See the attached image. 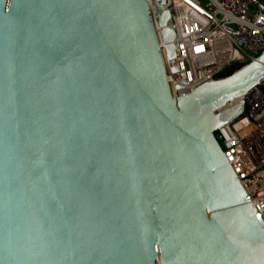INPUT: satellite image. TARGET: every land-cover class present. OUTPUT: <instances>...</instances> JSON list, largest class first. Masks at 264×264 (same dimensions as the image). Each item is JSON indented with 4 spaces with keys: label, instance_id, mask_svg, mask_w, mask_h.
I'll return each mask as SVG.
<instances>
[{
    "label": "water",
    "instance_id": "obj_1",
    "mask_svg": "<svg viewBox=\"0 0 264 264\" xmlns=\"http://www.w3.org/2000/svg\"><path fill=\"white\" fill-rule=\"evenodd\" d=\"M154 1L156 19L149 0H0V264H264L217 136L264 51L175 99Z\"/></svg>",
    "mask_w": 264,
    "mask_h": 264
},
{
    "label": "built area",
    "instance_id": "obj_2",
    "mask_svg": "<svg viewBox=\"0 0 264 264\" xmlns=\"http://www.w3.org/2000/svg\"><path fill=\"white\" fill-rule=\"evenodd\" d=\"M149 2L156 19L155 1ZM167 8L178 36L177 58H168L158 24L157 30L175 99L192 95L229 67L247 64L264 51V0H167ZM243 100L250 110L217 136L264 219V81Z\"/></svg>",
    "mask_w": 264,
    "mask_h": 264
},
{
    "label": "trees",
    "instance_id": "obj_3",
    "mask_svg": "<svg viewBox=\"0 0 264 264\" xmlns=\"http://www.w3.org/2000/svg\"><path fill=\"white\" fill-rule=\"evenodd\" d=\"M244 65L246 64H237L232 67H229L219 78L228 77L232 75L233 73L241 69Z\"/></svg>",
    "mask_w": 264,
    "mask_h": 264
}]
</instances>
